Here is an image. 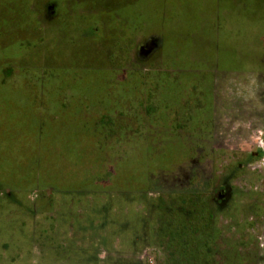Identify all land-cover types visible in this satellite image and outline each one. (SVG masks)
<instances>
[{
  "label": "rangeland",
  "instance_id": "obj_1",
  "mask_svg": "<svg viewBox=\"0 0 264 264\" xmlns=\"http://www.w3.org/2000/svg\"><path fill=\"white\" fill-rule=\"evenodd\" d=\"M0 185V264H264V0H0Z\"/></svg>",
  "mask_w": 264,
  "mask_h": 264
},
{
  "label": "crops",
  "instance_id": "obj_2",
  "mask_svg": "<svg viewBox=\"0 0 264 264\" xmlns=\"http://www.w3.org/2000/svg\"><path fill=\"white\" fill-rule=\"evenodd\" d=\"M58 93H56V96L52 97V99H54V100L57 99V101H59L60 105H62L63 107L68 106L69 104H65L64 103L66 97L65 96H59ZM67 95H68L69 98H73L74 100L79 102V107L80 108H79L78 112L81 113L80 114V116H82L81 117V121H82V123L84 125L88 126V129L90 131H92V133H91V141L93 142L94 149H98V151H97L98 158L92 160L89 164L84 162V166L87 167L86 168L87 170H86L85 173H82L81 176L80 175H78V176H80L81 179L88 178L89 180H92V182H93L92 185L95 188L93 190H87V193L96 194L97 197H98V200H99L98 203L100 204V201L102 200L101 197H100L101 195L106 196V195H111V193L115 194V191L110 189V187H109V183H110L112 174H110L108 177H102V172H101L102 160L100 158H101V154H102V141L104 142V139L102 140V131L105 130L104 127H106V126H105V124H102V122L100 121V118H97L95 121L93 120L94 118H92V117L90 118V116H92L90 114V112L92 111V113H93L94 111H97V109H100V107H101L100 106V95H97V93H94V92H92V93H88V92H86V93L73 92V93H68ZM49 98H51V96ZM48 107H50V106L49 105L46 106V108H48ZM99 113L100 112L98 110V114ZM43 115H45V117L50 118V119H54V118L58 117L57 113H52V114L51 113H49V114L46 113V114H43ZM43 115H42V117L41 116L38 117V121L35 120V122L38 123V127L39 128H41L40 126H43V127L45 126L44 123L42 122L43 121ZM92 151H93V149L90 150V152H92ZM89 154H92V153H89ZM81 158L82 157H78V156L76 157V159H77L79 164H83V160ZM50 165H52L51 161H50ZM78 176L74 175V176H72V178L76 179ZM33 177L35 179V182L31 186L27 187L25 185V188L24 187H20V186L19 187L18 186H14L13 188L10 187L9 190H14V191H17V192H18V190H21V191H19L21 194H26L27 192H31V190H35L37 188L39 189V187H41V186H46L47 188H49V190L52 191V194L60 193L62 195H65L68 198L67 199L68 204H66L67 207H64V210L69 207V199L71 200V202H73L74 198H76L78 201H80V200L85 201V196L80 194L81 192L84 194L85 190H81L80 192H78V191L77 192H71L70 191L71 189H66V188H61L60 189V188H58L50 180V178L51 179H53V177L55 178V176H53V174H52V169L50 167L46 170L43 184L40 183V180L42 178H40L39 174H36ZM21 179H28V176L27 175L26 176H22ZM60 179H62L63 182L65 180H67V178L65 177L64 173H63V175H61ZM77 180H79V179L77 178ZM8 188L9 187H7V186L0 185V190H5V189L7 190ZM84 195H87V194H84ZM88 200L92 201V205L94 207L96 201L91 199V198L88 199ZM8 201H10L11 203H14L15 205L19 204V200L15 196L9 197ZM63 226H65V225H63ZM60 239H61V242L68 241V240L64 239L63 237H61Z\"/></svg>",
  "mask_w": 264,
  "mask_h": 264
},
{
  "label": "trees",
  "instance_id": "obj_3",
  "mask_svg": "<svg viewBox=\"0 0 264 264\" xmlns=\"http://www.w3.org/2000/svg\"><path fill=\"white\" fill-rule=\"evenodd\" d=\"M158 201H159V204L160 205H163L164 204V202H165V200L163 199V198H161V197H159V199H158ZM172 203H174V201L172 202ZM190 229H189V232L193 235H195L197 232H199V231H201L202 230V228H199V227H197L193 222L192 223H190ZM182 227H184V226H182ZM203 228H205L206 226H202ZM186 229V228H185ZM159 231H160V233L161 232H163V225H160V229H159ZM187 240L186 241H183V240H178V241H170V243H168V253H169V255H170V257H172V255L173 256H175V253H177L178 251H181V253H180V257H182V258H186V254L187 253H190L191 252V248H189L188 247V245H187ZM182 243H186V245H184V246H182ZM197 244H198V242L196 243H194L193 244V247L195 248L196 246H197ZM181 245V246H180ZM179 254V253H178ZM190 258V257H189ZM178 259V258H177ZM176 259V260H177ZM192 259V258H191ZM191 259L190 260H188V262L190 263V261H191Z\"/></svg>",
  "mask_w": 264,
  "mask_h": 264
},
{
  "label": "flooded vegetation",
  "instance_id": "obj_4",
  "mask_svg": "<svg viewBox=\"0 0 264 264\" xmlns=\"http://www.w3.org/2000/svg\"><path fill=\"white\" fill-rule=\"evenodd\" d=\"M222 193H223V192H221V193H219V194H217V195L221 196Z\"/></svg>",
  "mask_w": 264,
  "mask_h": 264
}]
</instances>
